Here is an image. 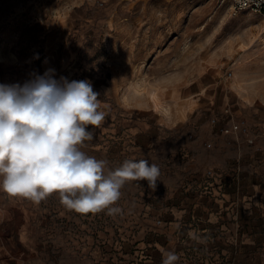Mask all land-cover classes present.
<instances>
[{"label":"rangeland","instance_id":"374dc122","mask_svg":"<svg viewBox=\"0 0 264 264\" xmlns=\"http://www.w3.org/2000/svg\"><path fill=\"white\" fill-rule=\"evenodd\" d=\"M233 2L0 0V83L89 80L108 115L83 151L161 172L155 190L128 181L116 217L0 190V264H161V247L179 264H264V159L251 173L206 143L264 103V14Z\"/></svg>","mask_w":264,"mask_h":264},{"label":"clouds","instance_id":"9594fccd","mask_svg":"<svg viewBox=\"0 0 264 264\" xmlns=\"http://www.w3.org/2000/svg\"><path fill=\"white\" fill-rule=\"evenodd\" d=\"M30 76L23 84L0 83V190L35 205L58 193L69 211L116 217L124 212L118 202L128 181L156 189L157 164L126 159L109 168L107 160L83 151L108 115L89 80L57 79L54 68ZM187 235L204 243L194 231ZM160 252L161 264H179L174 249Z\"/></svg>","mask_w":264,"mask_h":264},{"label":"crops","instance_id":"0c3cea01","mask_svg":"<svg viewBox=\"0 0 264 264\" xmlns=\"http://www.w3.org/2000/svg\"><path fill=\"white\" fill-rule=\"evenodd\" d=\"M249 113L253 116L248 117L245 114L243 116L247 118L251 125L259 122V120L264 122V103L256 109H251ZM206 143H210L208 147L212 148L211 152L225 160L224 162L232 158L231 160L236 161V164H243L246 170L251 173L257 170L255 164L264 159V137H257L252 145L239 141L235 135H224L216 131V136L213 137V140L206 141ZM240 158H245V160L241 162Z\"/></svg>","mask_w":264,"mask_h":264},{"label":"built area","instance_id":"2783aa9c","mask_svg":"<svg viewBox=\"0 0 264 264\" xmlns=\"http://www.w3.org/2000/svg\"><path fill=\"white\" fill-rule=\"evenodd\" d=\"M233 5L238 11H254L264 14V0H234ZM219 132L224 135H235L239 141L253 145L257 137H264V122L251 125L246 117L241 116L222 123Z\"/></svg>","mask_w":264,"mask_h":264},{"label":"bare ground","instance_id":"6f19581e","mask_svg":"<svg viewBox=\"0 0 264 264\" xmlns=\"http://www.w3.org/2000/svg\"><path fill=\"white\" fill-rule=\"evenodd\" d=\"M264 39V38H263ZM236 80V79H235Z\"/></svg>","mask_w":264,"mask_h":264}]
</instances>
